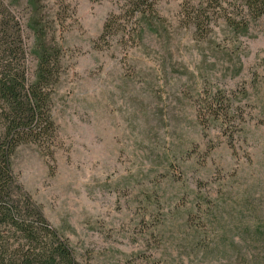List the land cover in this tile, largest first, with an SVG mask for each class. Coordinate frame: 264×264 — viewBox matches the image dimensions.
Returning a JSON list of instances; mask_svg holds the SVG:
<instances>
[{
  "label": "rangeland",
  "instance_id": "1",
  "mask_svg": "<svg viewBox=\"0 0 264 264\" xmlns=\"http://www.w3.org/2000/svg\"><path fill=\"white\" fill-rule=\"evenodd\" d=\"M3 1L21 21L32 75L30 8ZM199 1L159 0L140 33L96 46L124 0H42L62 61L56 137L49 149L19 145L11 166L78 264H192L194 225L205 242L214 231L226 243L264 239L250 232L264 226V14L205 3L198 30Z\"/></svg>",
  "mask_w": 264,
  "mask_h": 264
},
{
  "label": "trees",
  "instance_id": "2",
  "mask_svg": "<svg viewBox=\"0 0 264 264\" xmlns=\"http://www.w3.org/2000/svg\"><path fill=\"white\" fill-rule=\"evenodd\" d=\"M158 1L124 0L118 11L105 19L94 45L106 44L116 36L128 39L134 31L140 33L142 20L147 23L150 15H156ZM211 2L223 9L219 0H200L196 8L191 7L190 18L196 29L209 25L202 6ZM240 2V16L243 11L245 17L257 18L264 14V0ZM26 3L32 14L27 25L34 36L32 53L36 59L32 75L27 65L28 51L21 21L0 0V264H78L68 239L49 223L41 206L26 192L11 166V156L19 145L34 143L49 149L56 137L50 103L62 61L54 40L55 20L42 11V0H26ZM224 21L234 22L235 17L224 16ZM201 212V217L206 219L204 211ZM187 227L192 232L188 245L193 255L192 264H264V239L226 243L214 231L215 237L207 240L205 236V242L197 226ZM211 230L209 226L203 228L205 234ZM250 232L263 235L264 226L256 224ZM243 244L248 248L256 245L253 249L263 252L241 253ZM201 250L204 252L200 256Z\"/></svg>",
  "mask_w": 264,
  "mask_h": 264
}]
</instances>
